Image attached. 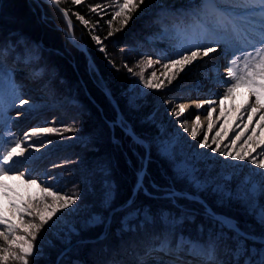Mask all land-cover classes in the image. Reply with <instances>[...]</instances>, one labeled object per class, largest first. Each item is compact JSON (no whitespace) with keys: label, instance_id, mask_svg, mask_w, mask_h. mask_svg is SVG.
<instances>
[{"label":"snow or ice","instance_id":"snow-or-ice-1","mask_svg":"<svg viewBox=\"0 0 264 264\" xmlns=\"http://www.w3.org/2000/svg\"><path fill=\"white\" fill-rule=\"evenodd\" d=\"M72 2L79 5L81 0H72ZM49 3L63 14L67 27L71 31L69 10L59 8V0H49ZM229 3L231 6L227 8L218 7L219 0H200L199 4L190 5L188 10L182 13L188 22L187 27L180 30L179 42L174 45L171 55H161L155 61L151 55L142 56L135 65L130 67L125 62L123 67L133 76H138L137 83L143 84L144 88L160 90L166 85H171L186 66L193 65L200 57H208L210 53H216L217 47L221 48L227 61L225 72L220 73L219 68L213 66L212 71L215 76L212 79L217 86L224 88V92L221 94L210 91V98L203 101H192L197 109L205 104L208 105L205 111L209 123L198 147L211 149V153H219L224 161L243 162L247 160L249 174L240 177L237 171H232L218 173L216 177L210 174L202 175L201 169L194 167L186 160L177 162L172 143H158L157 151L173 164L174 179L187 186L181 191L170 187L166 193V199L178 208L181 222L195 219L197 212L201 209L203 220L198 229V236H181L175 248L171 246L167 236H164L157 240L159 247L151 248L150 251L165 255L180 253L192 256L198 259L200 264H220L216 254L218 248L224 245L233 257V264H264V171H256L251 167L257 166L264 170V158H261L264 157V0H229ZM142 5L147 7L146 0H113L111 5H88V9L92 13L111 15V19L106 21L109 31L104 39L107 40L115 32L122 31ZM109 8L112 9L111 12L108 11ZM74 14L81 22L88 24L84 17L78 13ZM114 22L118 23L119 27L113 28ZM94 31L95 26L89 34L97 44L101 45L100 51L105 52V57L108 58L101 38L94 35ZM19 45H24L23 63L29 64L39 59L33 53V49L38 46L33 45L32 49H29L23 38L11 44H0V56L6 54L9 49H16ZM128 51L126 48L120 49L122 55ZM16 58L21 59L19 55ZM161 61L164 62L161 63ZM108 63L113 67L116 66L111 59H108ZM154 64H160L166 71L169 68L176 71L166 76L165 79H160L157 71L152 70L151 74L145 78L146 68H153ZM136 68H139L138 72L134 70ZM90 71L95 72L96 69L90 66ZM42 74L43 69L33 72L32 76L38 78ZM241 88L247 90L248 99H245L237 109L238 123L235 127L229 125L224 128V125L228 124V119L223 111V102L229 99L234 101L235 94ZM104 91L110 95L106 86ZM142 93L141 89L140 94ZM212 96L215 98H211ZM134 99H130V104L134 102ZM164 103L170 104L171 101ZM18 104L28 105L26 110L35 108L34 104L23 98L20 86L16 84L12 72H5L0 67V240L3 241L0 244V264H10V261L29 264V259L39 251L34 242L45 226L48 231L54 232L57 239H60L66 246H70L71 238L78 235V227L82 231L84 228L104 225L108 220L105 216L83 209L82 205L77 203L80 200L77 193H63L57 188L56 183H53L57 181V177L51 176L45 181L40 179L39 175L33 176V169L30 167L36 161L33 153L39 151L45 143L50 144L52 141L40 144H32L28 141L33 136L57 134L60 130L50 127L33 128L24 134L23 140L15 138L14 133L10 131V124L5 122V115L7 108H16ZM218 104L221 106L219 115L224 117V120L221 124V131H216L209 143V133L215 127L211 120ZM188 107L189 105L182 103L178 106L173 105L169 114L183 126L188 121H181L180 117ZM257 116L258 119H255ZM254 119L256 127H252L249 132ZM116 123L125 135L131 138L134 145L144 146L143 138L137 135L131 125L122 119H118ZM193 123L191 137L195 140L200 134L197 131V128L201 126L199 115H194ZM257 128L260 129L259 135ZM72 130L67 126L64 128V131ZM184 131L187 132L188 129L184 128ZM230 131L233 137L229 144L222 148L224 138ZM241 140L248 147L243 145L237 147ZM211 153H200L199 155L210 156ZM53 167H58V165H53ZM225 167L238 169L240 165L225 164ZM10 180L19 181V183L13 186L8 182ZM143 181L144 173L141 171L137 174V190L143 187ZM32 186L39 189L41 193L39 197L28 191ZM188 189L192 190L191 194ZM201 193L214 197L218 207L236 206L240 215L246 218L244 226H241V221L235 216L214 211L204 199H201ZM113 199V192L108 189L102 201L105 211L112 210ZM180 200L199 205V208L181 206L178 204ZM128 204L131 206L134 202L129 201ZM85 211H87V216L83 223H74L73 220L79 221ZM126 211L129 215L133 211L136 215L144 213V210L139 207L129 208ZM143 218L145 222L151 219L146 213ZM164 219L167 222L166 215ZM176 222L172 221V223ZM60 225H63L62 230L59 229ZM257 227L259 231L256 230ZM204 233L208 234L209 240L201 243L200 235ZM61 264H63L62 261ZM139 264H145L143 258ZM160 264H165V262L160 261ZM167 264H191V261L182 262L175 259L168 261Z\"/></svg>","mask_w":264,"mask_h":264},{"label":"trees","instance_id":"trees-1","mask_svg":"<svg viewBox=\"0 0 264 264\" xmlns=\"http://www.w3.org/2000/svg\"><path fill=\"white\" fill-rule=\"evenodd\" d=\"M98 1L85 0L75 5L71 0H59V8L69 10L72 35L78 44L86 48V53L68 38L69 29L63 14L49 2L0 0V44H10L23 38L29 49L33 45L38 46L33 53H37L39 59L29 64L23 63L24 45L8 52L22 66L32 70L43 69L36 82L43 85V90L48 92L50 98H56L59 105L57 112H52L54 122L62 132L55 134V137L63 139L74 135L79 138L67 149L43 156V168L62 176L63 189L68 194L77 192L80 196L77 203L83 209L100 212L107 218L111 214L109 222L104 225L82 231L78 227V235L71 238L70 246L56 239L45 226L34 242L39 251L29 259V264H61V261L63 264H139L141 258L145 264H160V261L167 264L174 259L150 254V249L158 245V238L167 236L175 248L181 236H198L203 220L201 209L195 219L181 222L178 208L166 199L165 193L170 187L181 191L187 186L174 179L170 161L156 151L153 138L160 129L146 119L153 112V106L149 108L143 103L134 107L128 103L126 93L129 75L132 74L123 67L125 62L133 66L134 61L142 56L151 55L157 60L161 55H171L179 41L176 35L162 32L161 22L183 26L186 19L182 13L190 5L199 4L200 0H146L148 9L142 5L127 26L107 40L104 39L109 31L106 21L111 19V15L92 13L88 9V5H96ZM223 1L219 0V4ZM74 13L84 17L88 24L77 19ZM93 26V34L101 38L108 58L89 34ZM112 27H119V24L114 22ZM131 46V55H128L129 52L121 54V48ZM17 55L21 57L20 60H17ZM108 59L114 61L116 66L110 65ZM6 62L0 58V67L8 68ZM90 66L96 71H90ZM105 86L118 108L105 93ZM118 110L122 120L132 126L146 145H134L131 138L125 135L116 123ZM66 126L73 130L64 131ZM142 169H145L143 187L134 192L137 174ZM108 189L114 195L111 211H105L102 205ZM188 191L191 194L192 190ZM200 197L214 211L235 216L244 226L246 218L240 215L236 206L218 207L214 197L205 193H201ZM129 201L134 204L130 206ZM178 204L199 208V205L189 204L185 200L178 201ZM134 207L142 208L151 219L145 222L144 213L136 215L134 211L129 215L126 209ZM86 216L87 211L79 221L73 222L82 224ZM173 220L177 222L172 223ZM256 230L260 229L257 227ZM208 240L207 233L200 235L202 243ZM216 258L220 264H233V257L224 245L218 248ZM10 264L18 262L10 261ZM191 264L200 263L191 261Z\"/></svg>","mask_w":264,"mask_h":264},{"label":"rangeland","instance_id":"rangeland-1","mask_svg":"<svg viewBox=\"0 0 264 264\" xmlns=\"http://www.w3.org/2000/svg\"><path fill=\"white\" fill-rule=\"evenodd\" d=\"M83 1L85 0H81V2ZM97 3L100 5H111L113 3V0H99ZM230 6L231 4L229 3V0H225L223 4L218 5V7L221 8H227ZM147 9L148 7H146V10ZM110 10L112 9L109 8L108 11ZM161 25H162V32L164 34L176 35L178 41L180 38L179 37L180 30L182 28L187 27V24H185L182 27H179V25L177 24L170 26L162 22ZM100 47L101 45L98 46L99 49ZM131 48L132 46L127 48L129 50L128 55H131ZM22 55L23 56L25 55L24 49ZM34 55L38 56L37 53H34ZM155 60L156 59H153V61ZM137 61L138 60H135L133 65H135ZM226 62L227 61L223 51L217 53H210L208 57H200L193 65L186 66L184 71L181 72L179 76L172 81L171 85H166L160 90H151L144 88L143 84L137 83L139 79L138 76L129 75V79H130L129 89L127 90L126 97L128 99V103H130L129 102L130 99L135 98L134 102L131 103V105L134 107H137L139 104H143V103H146V105L149 106V108L153 106L154 108L153 112H151V114H149V116L146 117V119L152 121L156 125L157 129H160V132L156 135V137L153 138L156 151H157L158 143L161 142L172 143L173 151L177 162L181 160H186L189 164L193 165L196 168L201 169L202 175L210 174L211 176L216 177L218 173H228L232 171H237L240 177H242L244 175L249 174L250 171L248 166L249 162L247 160L243 162L231 161V160L224 161V158L220 157L219 153H211V149H200L198 147V144L202 140L203 134L207 130V125L209 123V119L205 111V109H208L207 104H205L200 109H196L197 111L195 113L189 110L185 114H183L180 117V120L188 121L183 126H181L180 122L176 120L174 117L170 116L169 114L173 105L175 106L179 105L180 102H176V100L179 101L181 100L180 94L182 91H187L186 96H192L193 94H197L198 96H201L200 98H196L193 101H203L205 99L210 98L209 97L210 91L214 93L218 92L222 94L224 92V88L217 86L215 84L214 80L212 79L215 76V73L212 71V68L213 66H217L219 68L220 73H224ZM141 66L143 67L144 65ZM2 68L5 72L10 71L9 69H6L4 67ZM134 70L138 72L139 68H136ZM152 70L157 71V75L160 77V79H165L166 76L171 75L173 71H176L171 68H169L166 71L163 67H161L160 64H154L153 68H146V71L144 73L145 78H147L151 74ZM38 71L39 70H31V69L27 70L25 72L27 74V75L25 74L27 76L26 78L21 77L18 74H14L12 72L16 84L20 86V91L23 94V98L29 100L32 104L35 105V108L32 110H26L28 109V105H19V104L16 108L6 109L5 122L7 124H10V131L11 133H14L15 138H19L21 140H23L24 131L26 130L30 131L33 128L50 127V128L59 129L60 130L59 134H61L62 132V129L55 124L54 122L55 116L53 114L47 117L44 116V114H47L51 110L53 112L54 111L57 112L56 110L59 107V105L57 103L56 98L54 99L50 98L48 92L46 90H43V85L38 84L36 80L34 81V77L32 76V73ZM188 88L189 90H187ZM141 89L143 90L142 94H140ZM149 98L151 99V101ZM211 98L214 99L215 97L212 96ZM245 99H248L247 90L241 88L235 94L234 101L232 99H229L223 102V111L226 113L228 119V124L224 125V128L229 127V125L235 127L236 123H238V121L236 120V117L239 115L237 109L240 107V105L243 104V101ZM110 100L115 101L113 97L110 98ZM71 101L75 102V100H71ZM165 101H171V103L170 104L164 103ZM233 105L235 106L233 107ZM220 111H221V106L218 104L216 106V111L213 114L211 120V122L215 125V127L213 128L212 132L209 133V143L211 142V136L214 135L216 131H221V124L223 123L224 117L219 115ZM194 115L200 116V124H201V126L197 128V131L200 134L197 136L195 140H193L191 137V131L194 126L193 123ZM255 119H258V116ZM255 119L253 124L250 125L249 127V132L251 131L252 127H256ZM245 123H247L246 119H245ZM240 127L242 128L243 126L241 125ZM184 128H187L188 131L187 132L184 131ZM257 134L258 135L260 134L259 128H257ZM232 137H233V133L230 131L228 136L224 138V143L221 145V147L224 148L225 145H228ZM77 139L79 138L74 135H71L63 139L59 137L58 138L55 137V134H41L40 136H33L31 140L28 141V143L40 144L41 142L52 141V143L50 144L45 143L43 147L39 148V151H35L33 153L34 156L36 157L35 163L30 165V167L33 169V176L35 177L39 175V178L45 181H47L48 178L51 176L57 177V181H54L53 183H56L57 188L61 189L63 193H67L62 186V176L54 173L51 169H44L43 167L45 166V163H43L42 157L45 155L53 154L54 152L58 153L59 151L61 152L67 149V147L70 144L77 141ZM241 145H243L244 147H248V145L243 144V140L238 142L237 147H240ZM213 147H215V145H213ZM200 153H211V155L210 156L199 155ZM158 154L161 155L159 152ZM253 155H255V153H253ZM170 163L173 167L171 161ZM225 164L240 165V167L238 169H233L231 167H225ZM251 167L256 171H264L262 169L257 168V166H251ZM8 182L10 184H13V186L19 183V181L14 182L11 180ZM28 191L37 197L41 195L39 189H37L35 186H32L30 189H28ZM64 211L67 212L68 210H64ZM95 213L105 216L100 212H95ZM62 228L63 225H60L59 229L62 230ZM54 237L56 238L55 235ZM193 259L198 260L195 258Z\"/></svg>","mask_w":264,"mask_h":264},{"label":"bare ground","instance_id":"bare-ground-1","mask_svg":"<svg viewBox=\"0 0 264 264\" xmlns=\"http://www.w3.org/2000/svg\"><path fill=\"white\" fill-rule=\"evenodd\" d=\"M72 30V29H71ZM70 32V31H69ZM220 51H222L221 50V48L220 47H217V52H220ZM216 52V53H217ZM0 58L1 59H3V60H6L7 62V65H8V68L7 69H9L11 72H13L14 73V68L15 69H17V70H21L20 68H22V67H25V66H22L21 64H18V62H16L14 59H15V57H14V59H12L11 57H10V54H9V52H7L6 54H4V55H2V56H0ZM25 72V71H24ZM108 89V88H107ZM109 90V89H108ZM194 95V94H193ZM180 96H181V100L179 101V100H176V102H180L179 104H186V105H189V107L187 108V110H186V112L187 111H189V110H191L192 112H196L197 110V108L194 106V104L193 103H189V102H192L194 99H191V98H188L187 96H186V91H182L181 92V94H180ZM177 104V103H176ZM178 105V104H177ZM185 112V113H186ZM184 113V114H185ZM51 114H53V112H52V110L51 111H49L47 114H44V116L45 117H47V116H50ZM118 119H122V115H121V113L119 112V110H118ZM125 121V120H124ZM126 122V121H125ZM127 124H129L128 122H126ZM130 125V124H129ZM26 132H29V130H26V131H24V134L26 133Z\"/></svg>","mask_w":264,"mask_h":264},{"label":"water","instance_id":"water-1","mask_svg":"<svg viewBox=\"0 0 264 264\" xmlns=\"http://www.w3.org/2000/svg\"><path fill=\"white\" fill-rule=\"evenodd\" d=\"M72 42H74V41H72ZM75 43V42H74ZM79 48H81L82 50H84L86 53H87V50H86V48L84 47V46H79ZM109 91V90H108ZM108 95V94H107ZM110 98H112V96H111V93H110V95H108ZM113 101V103H114V105L117 107V104H116V102L114 101V100H112ZM118 108V107H117ZM146 159H147V155H146ZM137 190V185L135 186V188H134V192ZM110 218H111V215L109 216V218H108V222H109V220H110Z\"/></svg>","mask_w":264,"mask_h":264}]
</instances>
